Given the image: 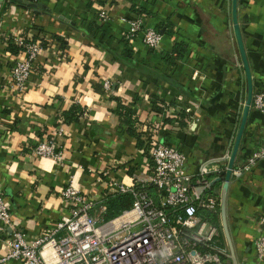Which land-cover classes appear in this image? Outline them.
Returning a JSON list of instances; mask_svg holds the SVG:
<instances>
[{
	"label": "crops",
	"instance_id": "0c3cea01",
	"mask_svg": "<svg viewBox=\"0 0 264 264\" xmlns=\"http://www.w3.org/2000/svg\"><path fill=\"white\" fill-rule=\"evenodd\" d=\"M135 17L162 33L158 49L140 35L125 39L126 20ZM237 17L253 95L264 94V0H237ZM16 37L43 46L22 93L9 85ZM246 93L231 0H0V192L13 227L28 238L47 233L70 214L61 194L69 182L106 201L111 181L130 186L145 178L157 141L188 155L191 172L230 155ZM119 102L132 110L141 145L121 123ZM186 109L198 114L195 127ZM44 137L62 161L33 155ZM263 144L264 109L252 101L234 166ZM222 183L210 186L219 213ZM225 212L238 264H264L253 248L264 233V158L231 175ZM220 226L228 254L221 215Z\"/></svg>",
	"mask_w": 264,
	"mask_h": 264
},
{
	"label": "built area",
	"instance_id": "2783aa9c",
	"mask_svg": "<svg viewBox=\"0 0 264 264\" xmlns=\"http://www.w3.org/2000/svg\"><path fill=\"white\" fill-rule=\"evenodd\" d=\"M99 14L101 21H108L103 11ZM126 22L125 39L131 41L140 35L146 47L159 48L162 33L157 28L144 26L141 17ZM14 44L20 49L14 55L9 85L22 93L43 46L39 40L23 37H16ZM196 75L194 71L192 77ZM252 101L254 108L264 109L263 93L254 94ZM186 110L195 127L198 114ZM32 153L62 161L55 142L46 137L36 143ZM228 158L226 154L202 160L191 172L188 155L157 141L150 151V173L145 178H137L130 186L110 182L114 194L131 195L128 209L106 219L105 199H89L69 182L61 194L70 206V214L35 238L13 227L10 204L0 192V241L4 245L0 264H223L222 255L227 257V249L217 245L220 229L202 218L198 208L217 210L219 196L209 187L206 176L225 172L223 163ZM263 158L264 144L234 166L232 174L249 170ZM201 185L204 190L198 194L196 188ZM146 186H152L154 194ZM259 222L264 226V215ZM253 248L255 256L262 259L264 233L254 239Z\"/></svg>",
	"mask_w": 264,
	"mask_h": 264
},
{
	"label": "water",
	"instance_id": "95a60500",
	"mask_svg": "<svg viewBox=\"0 0 264 264\" xmlns=\"http://www.w3.org/2000/svg\"><path fill=\"white\" fill-rule=\"evenodd\" d=\"M231 19H232L233 33L235 36L237 48H238L240 59L242 62V67L245 73L247 93H246V98H245V102L243 105L241 118H240L238 128L235 134L232 150L228 158L225 174L223 177H219V178H215L211 180L209 182V187L212 186L217 181H220V180L223 181L222 189H221V196H220V215H221L222 230H223L224 236L226 238V241L229 247V252L227 254V257L231 260V264H238L236 256H235L234 248L231 242L230 233L228 230V225H227V220H226V212H225L226 193L228 189L229 180L232 175L233 168H234V163H235L236 155L239 149L240 141H241V138H242L245 126H246L248 113H249L251 102H252L253 85H252L251 71H250L248 60H247V55H246V51L244 48L242 35H241L239 23H238L237 0H231ZM203 190H204L203 185L198 186L196 188V192L198 194H200Z\"/></svg>",
	"mask_w": 264,
	"mask_h": 264
},
{
	"label": "trees",
	"instance_id": "16d2710c",
	"mask_svg": "<svg viewBox=\"0 0 264 264\" xmlns=\"http://www.w3.org/2000/svg\"><path fill=\"white\" fill-rule=\"evenodd\" d=\"M32 40H35V39H32ZM18 48L19 47H17V46H15V48H13V46H12L11 50L16 53L19 51ZM179 48H180V46L174 47V51L179 50ZM68 112L64 113L65 120H67V121L69 120V113ZM116 113L120 117L121 123L127 127L126 132L133 135L137 140V144L141 145L140 142H142V141L140 139L139 133L135 129H131V127H133V124H135L132 110L129 107H127V106H125L119 102L118 106L116 108ZM224 174H225V172L219 173V176L223 177ZM146 188L152 194H154V189L152 186H148V187L146 186ZM209 191H211V190H209ZM104 202L107 206L106 217L111 216L108 218V219H110V218L120 214L123 210L128 209L131 206L132 197L128 193H125V194L118 193V194L108 196V198L106 199V201L104 200ZM198 214L202 218H204V219L208 220L209 222L217 225L220 229L221 226H220L219 206H218L216 211H212V212L204 209L203 207H200V208H198ZM223 241H224V238H223V235L221 234V230H220V236H219V241L217 242V245H219L220 247H224L222 245ZM222 260L224 261L223 264H231L229 258L225 257L224 255H222ZM207 264H213V263H207Z\"/></svg>",
	"mask_w": 264,
	"mask_h": 264
},
{
	"label": "rangeland",
	"instance_id": "374dc122",
	"mask_svg": "<svg viewBox=\"0 0 264 264\" xmlns=\"http://www.w3.org/2000/svg\"><path fill=\"white\" fill-rule=\"evenodd\" d=\"M33 1V0H32ZM35 1H37V0H35ZM109 217H111V216H109ZM109 217H106V219H108Z\"/></svg>",
	"mask_w": 264,
	"mask_h": 264
}]
</instances>
